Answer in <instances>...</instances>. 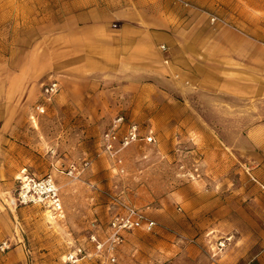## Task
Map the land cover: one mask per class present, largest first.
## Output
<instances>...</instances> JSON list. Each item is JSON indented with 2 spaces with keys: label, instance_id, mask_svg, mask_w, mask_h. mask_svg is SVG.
I'll use <instances>...</instances> for the list:
<instances>
[{
  "label": "rangeland",
  "instance_id": "rangeland-1",
  "mask_svg": "<svg viewBox=\"0 0 264 264\" xmlns=\"http://www.w3.org/2000/svg\"><path fill=\"white\" fill-rule=\"evenodd\" d=\"M255 1L174 0L197 71L185 99L167 100L161 83L66 69L60 0H0V264H264V0ZM52 82L59 90L46 101ZM119 117L154 142L110 155L103 136ZM26 178H50L62 214L22 199ZM125 207L155 228L111 246L109 222Z\"/></svg>",
  "mask_w": 264,
  "mask_h": 264
},
{
  "label": "crops",
  "instance_id": "crops-1",
  "mask_svg": "<svg viewBox=\"0 0 264 264\" xmlns=\"http://www.w3.org/2000/svg\"><path fill=\"white\" fill-rule=\"evenodd\" d=\"M60 1L56 13L62 21L61 50L69 58L63 63L66 69L119 82L129 77L148 89L161 83L167 100L185 99L192 90L197 71L193 30L184 24L186 18L174 0ZM75 55L76 64L70 61Z\"/></svg>",
  "mask_w": 264,
  "mask_h": 264
},
{
  "label": "built area",
  "instance_id": "built-area-1",
  "mask_svg": "<svg viewBox=\"0 0 264 264\" xmlns=\"http://www.w3.org/2000/svg\"><path fill=\"white\" fill-rule=\"evenodd\" d=\"M162 50H165L164 47H162ZM58 90V85L54 82L46 85L43 87V98L46 101H50ZM36 111L42 114L45 109L43 106H37ZM103 140L105 143L104 147L110 155H116L129 145L140 141L145 143L154 142V138L150 134L142 138L139 128L135 124L124 123L122 117L117 118L113 122L112 127L104 134ZM33 195H37V197H41L49 203L56 214H62L61 203L57 197V189L50 178L39 182L26 178L22 183L20 196L22 199H27L28 196L33 197ZM154 228L155 222L148 219L143 212L135 208L125 207L122 213L115 215L109 222L111 246L122 241L121 235L123 233L138 229L151 232ZM4 246L5 244L0 248L2 251L5 249Z\"/></svg>",
  "mask_w": 264,
  "mask_h": 264
},
{
  "label": "bare ground",
  "instance_id": "bare-ground-1",
  "mask_svg": "<svg viewBox=\"0 0 264 264\" xmlns=\"http://www.w3.org/2000/svg\"><path fill=\"white\" fill-rule=\"evenodd\" d=\"M49 213H50V212H49ZM49 213H48V214H49Z\"/></svg>",
  "mask_w": 264,
  "mask_h": 264
}]
</instances>
